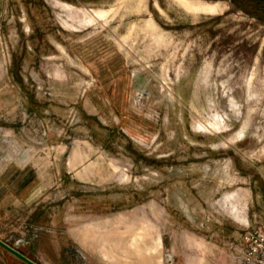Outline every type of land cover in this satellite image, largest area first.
<instances>
[{
	"label": "rangeland",
	"instance_id": "rangeland-1",
	"mask_svg": "<svg viewBox=\"0 0 264 264\" xmlns=\"http://www.w3.org/2000/svg\"><path fill=\"white\" fill-rule=\"evenodd\" d=\"M260 0H0V238L42 264H237L264 232Z\"/></svg>",
	"mask_w": 264,
	"mask_h": 264
},
{
	"label": "built area",
	"instance_id": "built-area-1",
	"mask_svg": "<svg viewBox=\"0 0 264 264\" xmlns=\"http://www.w3.org/2000/svg\"><path fill=\"white\" fill-rule=\"evenodd\" d=\"M237 264H264V232L249 230L243 234Z\"/></svg>",
	"mask_w": 264,
	"mask_h": 264
},
{
	"label": "water",
	"instance_id": "water-1",
	"mask_svg": "<svg viewBox=\"0 0 264 264\" xmlns=\"http://www.w3.org/2000/svg\"><path fill=\"white\" fill-rule=\"evenodd\" d=\"M0 249L12 255L14 258L19 260L22 264H42L38 260H35L27 256L23 251L15 246H12L6 240L0 238Z\"/></svg>",
	"mask_w": 264,
	"mask_h": 264
},
{
	"label": "crops",
	"instance_id": "crops-1",
	"mask_svg": "<svg viewBox=\"0 0 264 264\" xmlns=\"http://www.w3.org/2000/svg\"><path fill=\"white\" fill-rule=\"evenodd\" d=\"M0 264H22L19 260L12 255L0 249Z\"/></svg>",
	"mask_w": 264,
	"mask_h": 264
},
{
	"label": "trees",
	"instance_id": "trees-1",
	"mask_svg": "<svg viewBox=\"0 0 264 264\" xmlns=\"http://www.w3.org/2000/svg\"><path fill=\"white\" fill-rule=\"evenodd\" d=\"M257 6H259V9L264 11V0L258 1Z\"/></svg>",
	"mask_w": 264,
	"mask_h": 264
}]
</instances>
